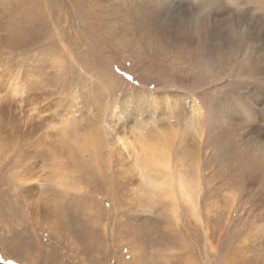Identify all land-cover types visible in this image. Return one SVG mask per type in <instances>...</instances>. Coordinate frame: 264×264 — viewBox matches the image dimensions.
<instances>
[{
  "label": "rangeland",
  "instance_id": "1",
  "mask_svg": "<svg viewBox=\"0 0 264 264\" xmlns=\"http://www.w3.org/2000/svg\"><path fill=\"white\" fill-rule=\"evenodd\" d=\"M100 3L0 0V264H225L230 231L221 256L195 244L143 159L158 112H138L174 99L185 129L207 88L124 47Z\"/></svg>",
  "mask_w": 264,
  "mask_h": 264
},
{
  "label": "bare ground",
  "instance_id": "2",
  "mask_svg": "<svg viewBox=\"0 0 264 264\" xmlns=\"http://www.w3.org/2000/svg\"><path fill=\"white\" fill-rule=\"evenodd\" d=\"M106 8L124 47L133 41L158 68L189 73L207 88L205 104L193 98L199 121L192 115L183 130L174 99L165 98L163 109L156 98L138 104L162 123L141 146L165 197L175 211L188 205L184 221L195 244L215 242L220 255L229 230L225 264H264V0H101ZM215 172L212 188L207 174Z\"/></svg>",
  "mask_w": 264,
  "mask_h": 264
}]
</instances>
